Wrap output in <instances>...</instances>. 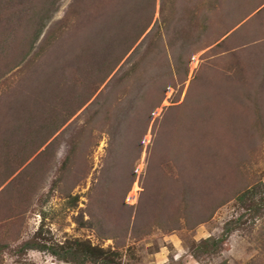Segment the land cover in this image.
<instances>
[{
	"label": "rangeland",
	"instance_id": "1",
	"mask_svg": "<svg viewBox=\"0 0 264 264\" xmlns=\"http://www.w3.org/2000/svg\"><path fill=\"white\" fill-rule=\"evenodd\" d=\"M43 1L0 0V264H75L24 247L75 241L112 264H264V0H219L185 55L128 81L89 50L120 0H55L30 45ZM182 1L194 41L207 5Z\"/></svg>",
	"mask_w": 264,
	"mask_h": 264
},
{
	"label": "trees",
	"instance_id": "2",
	"mask_svg": "<svg viewBox=\"0 0 264 264\" xmlns=\"http://www.w3.org/2000/svg\"><path fill=\"white\" fill-rule=\"evenodd\" d=\"M76 1L77 4L75 2L76 6L75 8L73 6V12H75L74 14L77 16H81L82 12L85 11L84 5H86L85 1L87 0ZM156 1L157 0H120L116 10H111L108 14H106L104 26L99 28L97 33L96 30L94 31V34L90 38L91 48H89V50L92 53L94 52L97 55H101L100 57L104 63L101 62L100 64L106 68V72L104 73L106 76L113 70L114 65H117L123 59V63H125L126 66L121 72V79L127 81L131 79L139 80L142 74L145 77L146 74L143 73V70H146L147 67H149V63H156L155 57L157 54H163L165 56L164 59L169 60L172 53H175L177 54L178 59H180L181 56L185 55L187 49L193 45V42H199L201 40V36L208 28V19L206 17L209 12H214L216 9L215 4H217L219 0H204L207 5V11L205 13L206 15L204 12L202 13V10L200 11V16H202L199 24L200 32L195 34L196 36L194 37V41L191 40L193 35L189 34L190 31H180V28H182L185 23L192 24L193 21H195L196 7H186L187 3L186 5H183L182 1V6H178L179 8L176 9V1L180 0H158V25L155 30L152 28L148 30L154 17ZM54 2L56 1L44 0L41 3V6L38 7V10L35 11V19L33 20H36L38 25L34 27L32 38L29 40L30 45H33V42L40 35L45 19L49 17L50 12L53 10V6L55 5ZM174 18L177 20V26L174 33L177 35L176 38L174 34H171V26ZM233 24H236V22ZM184 33L185 35H183ZM226 33L227 31H225L224 34ZM139 39H141V44L144 42L146 44H143L141 50H138V46L133 49ZM202 48V45H199L188 52L189 54H192L194 51ZM133 57L135 58L132 60ZM149 58L151 59L148 60ZM164 63L165 62L161 64L162 69L160 65V67H158L159 69L156 71L157 74L152 75L149 79L150 84L155 87L157 92V99L154 105H152V108L158 105V102H160L161 99L159 94L163 92V82L161 83V81H158L157 79L162 76H166L167 74L165 71L166 65ZM97 64L99 63H96V65ZM152 108L148 110V113ZM130 109L133 110L132 105L128 107V110ZM73 151V149L69 150L65 157V162L70 159ZM253 190L254 186L245 189L237 196V199L243 200V198L247 197V195L253 193ZM261 200L264 203V197H262ZM258 209L259 208H257V210ZM229 231L230 229L227 227L221 237H208L205 241L215 248L214 250H216L219 245L225 242ZM24 247L46 248L51 254L57 256L58 258L63 260H72L75 264H87V262H90L91 264H112L107 263V252L103 248L93 246L89 242L75 241L62 253H59L57 250L44 244L39 245L38 243L26 242L24 243Z\"/></svg>",
	"mask_w": 264,
	"mask_h": 264
}]
</instances>
